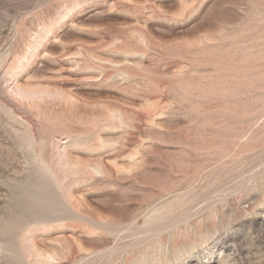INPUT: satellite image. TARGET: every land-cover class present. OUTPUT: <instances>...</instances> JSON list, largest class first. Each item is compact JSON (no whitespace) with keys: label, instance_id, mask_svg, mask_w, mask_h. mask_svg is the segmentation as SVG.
Returning a JSON list of instances; mask_svg holds the SVG:
<instances>
[{"label":"rangeland","instance_id":"374dc122","mask_svg":"<svg viewBox=\"0 0 264 264\" xmlns=\"http://www.w3.org/2000/svg\"><path fill=\"white\" fill-rule=\"evenodd\" d=\"M154 256L264 264V0H0V264Z\"/></svg>","mask_w":264,"mask_h":264},{"label":"bare ground","instance_id":"6f19581e","mask_svg":"<svg viewBox=\"0 0 264 264\" xmlns=\"http://www.w3.org/2000/svg\"><path fill=\"white\" fill-rule=\"evenodd\" d=\"M148 221V219H146V222ZM96 224V223H95ZM101 224V223H100ZM99 227V226H98ZM144 256V255H143ZM166 257V256H165ZM141 258H144V261H142L141 263L142 264H146V262H147V260L145 259V257H141ZM141 258H140V260H141ZM143 260V259H142ZM153 260H158V262H159V264H164L162 261H163V258L162 257H160V256H158V257H155L154 256V258H153ZM154 263L155 261H151V263ZM138 263H140V262H138Z\"/></svg>","mask_w":264,"mask_h":264}]
</instances>
